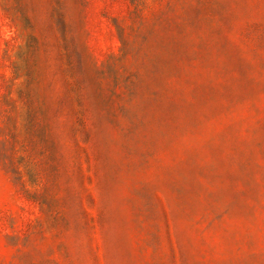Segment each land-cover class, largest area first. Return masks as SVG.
Returning <instances> with one entry per match:
<instances>
[{"label": "rangeland", "instance_id": "1", "mask_svg": "<svg viewBox=\"0 0 264 264\" xmlns=\"http://www.w3.org/2000/svg\"><path fill=\"white\" fill-rule=\"evenodd\" d=\"M0 264H264V0H0Z\"/></svg>", "mask_w": 264, "mask_h": 264}]
</instances>
